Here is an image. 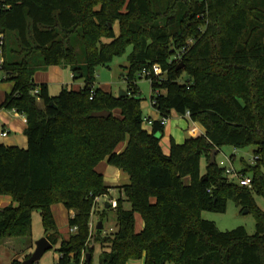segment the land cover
I'll return each instance as SVG.
<instances>
[{"label": "trees", "instance_id": "16d2710c", "mask_svg": "<svg viewBox=\"0 0 264 264\" xmlns=\"http://www.w3.org/2000/svg\"><path fill=\"white\" fill-rule=\"evenodd\" d=\"M0 34V69L13 83L0 108L25 117L27 137L26 148L0 143V196L17 203L0 206V240L30 236L39 210L45 237L60 241L56 264H79L95 200L108 192L96 169L106 160L129 183L119 187L125 199L116 200V231L102 235L101 224L85 248L89 264L94 243L99 264L143 256V264H264V212L251 195L264 196V0H0ZM128 44L126 89L114 96L94 86L93 66L108 65ZM63 63L80 74L81 89L62 86L50 95L46 83L34 82L37 70ZM142 77L161 119L175 112L204 134L183 143L170 138L165 154L160 120L143 127ZM103 110L110 115L91 116ZM226 144L254 146V164L239 169L251 187L232 182L217 161L209 164V153ZM228 199L254 211L253 235L242 226L221 231L201 217L224 212ZM56 203L74 211L68 227L77 230L67 239L59 238ZM135 214L143 220L138 232Z\"/></svg>", "mask_w": 264, "mask_h": 264}, {"label": "rangeland", "instance_id": "374dc122", "mask_svg": "<svg viewBox=\"0 0 264 264\" xmlns=\"http://www.w3.org/2000/svg\"><path fill=\"white\" fill-rule=\"evenodd\" d=\"M95 8H98L95 7ZM114 34L116 37L120 34V27L119 22H115V24L112 25ZM8 42H13V36H8V39H6ZM101 41L105 44H108L111 42L110 39L102 38ZM77 53L82 56V50L81 46L78 45L76 48ZM133 46L131 44H128L124 51L121 54L113 56L110 63L108 65H102V64H96L93 66V75L95 77L94 86H97L101 88L104 91L110 92L114 96L120 95V92L122 90H125L127 87L126 80L124 78V67L128 65V56L132 53ZM36 55V54H35ZM2 58V55L0 54V60ZM81 60V58H80ZM32 62V61H31ZM61 66H65L67 72H71V66L72 64L69 63H63ZM38 72V73H37ZM45 71L43 69H39L34 73V82L35 83H47L48 84V90L50 95H56L60 91V85L54 80H41L40 76ZM40 75V76H39ZM0 90L4 92L7 90V88L12 89V81L6 78V72L4 70L0 69ZM186 74H183L181 77V81L186 80ZM71 80L74 83V86L76 84H79V82H82L81 79L73 80L71 76ZM138 87H139V97L141 99L140 101V107L142 110V114L145 117L152 116L151 112L154 111V108L150 101L151 96V86L149 80L142 77L137 79ZM71 88V86H69ZM75 88V87H74ZM73 88V89H74ZM9 91V90H8ZM0 92V96L4 93ZM10 92V91H9ZM4 99V98H3ZM1 100V97H0ZM7 114L11 115L12 110L0 108V128H1V121H3L2 115ZM167 123L164 126L166 129V132L164 134V137L161 140V145L163 149L167 152L169 151V140L171 138V135L176 139L178 142H182L185 140L186 133L191 135V137L199 136V132L195 129V122L186 119L184 117H179L176 114H172L169 118H167ZM168 130L170 131L171 135L168 134ZM254 146L253 145H246L243 147L236 148L232 145H224L220 148L216 155V161L217 163L221 160H225L227 157H232V166L239 170L241 169L244 164H250L253 165L255 161L254 157ZM211 153H209V159H210ZM105 166L104 163H100L97 167V170L100 172H103V167ZM206 162L204 156H201V171L205 170ZM111 167V166H110ZM186 183H188V178L184 179ZM232 182L236 183L235 180L231 179ZM252 198L254 200V204L256 207L260 208L264 212V196L257 192L251 193ZM10 197V196H9ZM120 197L118 190L111 191L110 194L102 195L99 198V201L94 205L93 207V215L92 219L95 222V226L97 228V223L101 220L103 224V232L102 235L112 233L116 231L117 225H116V211L114 208L110 207L109 204L108 207H106V203L111 199H118ZM11 202L8 204H0L1 207H5L8 205H17L16 202H13L12 198L10 200ZM108 204V203H107ZM123 207L125 209L130 208V204L127 201H123ZM245 208L242 206L236 204V202L232 199H228L226 209L224 212H213V211H201V217L203 219L212 221L215 223L217 228L221 231H229L232 229H235L237 227H244L245 230L249 235H253L256 232V219L254 211L244 212ZM58 219V226L57 229L62 231V229H66V225H61L60 220L58 216L56 215ZM136 227V226H135ZM69 230V229H68ZM70 233V231H69ZM68 233V236H69ZM96 235V230L94 232ZM45 232L41 221V215L39 210H34L32 213V223H31V235L28 237H6L4 239L0 240V264H13V261L17 260L21 264L26 260V256H30L34 250H35V244L36 241L40 238L44 237ZM95 235L91 238L90 242L93 243V239ZM66 237V239L68 238ZM60 238V237H59ZM60 246V241L55 243L52 248L48 249L41 259L34 264H56L58 260V248ZM101 253V247L99 243H94V252H93V258H92V264H99V255ZM144 262V256L141 259L138 260H131L127 264H143Z\"/></svg>", "mask_w": 264, "mask_h": 264}, {"label": "crops", "instance_id": "0c3cea01", "mask_svg": "<svg viewBox=\"0 0 264 264\" xmlns=\"http://www.w3.org/2000/svg\"><path fill=\"white\" fill-rule=\"evenodd\" d=\"M42 69L45 71L44 73H46V74H43V76L39 75L40 78H42L41 80H43V81H45L47 79L54 80V82L61 84L60 88L62 86H68V87L71 86V88L75 87L74 88L75 90H79L82 88V86L84 84L83 79H81V78L75 79L72 71L67 72L65 66L64 67L61 65L49 66V67L42 68ZM71 76H72L73 80L81 79L82 82H79V84H76L74 86V83L71 80ZM0 81H1V79H0ZM8 90L11 91V87L7 88L6 91L4 89V92L0 90V92L4 93V96L3 95L0 96L1 97L0 104L3 102V100H4L3 98L5 97V95L7 93H9ZM123 91L124 90H122L120 92V94ZM172 114H176V113L172 112ZM151 115H152L151 117L150 116L147 117L149 120H151V121L161 120L160 115L156 109H154V111L151 112ZM176 115H178V114H176ZM178 116L181 117L180 115H178ZM2 118H3V121H1L2 123H1V128H0V143H3L4 145H7V146H18L20 148H26L27 147V137L24 134V130L26 128L25 117L22 114H19V113L15 112L14 110H12L11 115L3 114ZM166 123H167V121H166ZM166 123L163 126H165ZM143 127L149 131L152 129V125L149 123H143ZM195 129L199 132L200 135L204 134V132H205L204 128L198 123H195ZM165 132H166V129L164 128V134H165ZM3 133H6V134H3ZM167 133L171 135L169 130ZM171 138L174 139V137L172 135H171ZM174 140L177 143H183L185 141L184 140L182 142H178L176 139H174ZM169 142H170V140H169ZM124 146L125 145L122 144L120 146V150H122L124 148ZM163 151L165 154H168V152H169V151L166 152L164 149H163ZM100 163L105 164V166L103 167V172H100V171L99 172L103 175L104 185L108 188L107 195L110 194L111 191H113V190H118L120 197L125 199L123 192H122V190L119 189V187L129 183V176L125 172H123L122 170H120L114 166L108 165L106 160H104ZM98 165H97V167H98ZM97 167H96V169H97ZM10 200H11V197H9V196H0V204H3V203L8 204L11 202ZM110 200L116 201V199H113V198H111ZM105 205H106V207H108V204H105ZM51 210H52L56 225L58 226V219H57L56 215L58 216V218L61 222L60 224L66 225V229L64 228V229H62V231L58 230L60 239H66V237L68 236V233H69L68 219H69V217H72L74 215V211L66 209L62 203H56V204L51 205ZM135 220H136L135 230L138 232V231L142 230V228H143V220L139 214H135Z\"/></svg>", "mask_w": 264, "mask_h": 264}, {"label": "built area", "instance_id": "2783aa9c", "mask_svg": "<svg viewBox=\"0 0 264 264\" xmlns=\"http://www.w3.org/2000/svg\"><path fill=\"white\" fill-rule=\"evenodd\" d=\"M2 45H3V36L0 34V54H1ZM2 61H3V59L1 58L0 64L2 63ZM159 71H160L159 67L158 66H154L153 72L155 74H157ZM146 74H149V73H146ZM37 93H38L37 89L33 91V94H37ZM187 116H188V113H187ZM166 120H167L166 118H162L160 120L161 125H164L166 123ZM144 123H149V124L152 125V121L149 120L148 118L145 119ZM3 134H6V133H3ZM232 161H233L232 157H227L225 160H221L218 163L224 169L225 174L227 176H229L231 179L235 180L240 186L251 187V184H252L251 177L249 175H247V174H244L240 170L235 169L232 166ZM98 201H99V197L96 198L95 204ZM107 203H108V205L110 204L112 208L116 207V201H114V200H109ZM92 215H93V211H92L91 219H90V222H89V238H88V240L86 242L85 248L88 245L89 246L91 245L90 240L94 236V232L97 229L96 226H95V222L92 219ZM76 230H77L76 226H73V227L69 228L70 233H74V232H76ZM85 248L81 252L79 264H87L86 254L88 253V251Z\"/></svg>", "mask_w": 264, "mask_h": 264}, {"label": "water", "instance_id": "95a60500", "mask_svg": "<svg viewBox=\"0 0 264 264\" xmlns=\"http://www.w3.org/2000/svg\"><path fill=\"white\" fill-rule=\"evenodd\" d=\"M111 26V25H109ZM80 74L74 75L75 78H78ZM110 115L109 111L103 110V111H96L91 114L92 117H107ZM190 135L186 133L185 135V141L190 139ZM218 151L217 149H214L211 151L209 164L213 165L216 162V155ZM244 212H249V209L245 208ZM102 221L100 220L97 224V229H101ZM52 243L44 236L36 241L35 244V250L34 252L23 262V264H34L35 262L39 261L43 254L50 248H52ZM86 261L89 264L91 261V253L88 252L86 254Z\"/></svg>", "mask_w": 264, "mask_h": 264}]
</instances>
